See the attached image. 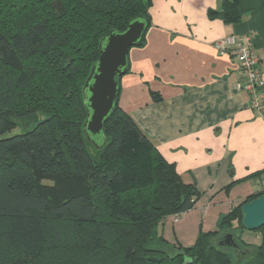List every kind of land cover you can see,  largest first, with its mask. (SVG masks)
Segmentation results:
<instances>
[{"label": "trees", "instance_id": "16d2710c", "mask_svg": "<svg viewBox=\"0 0 264 264\" xmlns=\"http://www.w3.org/2000/svg\"><path fill=\"white\" fill-rule=\"evenodd\" d=\"M239 3L224 0L227 23L240 21ZM150 5L0 0V264H264V227L253 246L241 226L242 205L264 192L194 245L170 243L158 228L194 209L195 183L183 181L119 97L101 148L87 139L84 86L100 42L137 18L149 29ZM225 233L240 252L219 245Z\"/></svg>", "mask_w": 264, "mask_h": 264}, {"label": "crops", "instance_id": "0c3cea01", "mask_svg": "<svg viewBox=\"0 0 264 264\" xmlns=\"http://www.w3.org/2000/svg\"><path fill=\"white\" fill-rule=\"evenodd\" d=\"M239 1L240 21L229 24L224 0H151L145 43L130 50L120 79V108L201 193L194 209L158 228L185 247L264 192V114L234 89L237 60L215 48L231 35L253 36L264 79V0Z\"/></svg>", "mask_w": 264, "mask_h": 264}, {"label": "water", "instance_id": "95a60500", "mask_svg": "<svg viewBox=\"0 0 264 264\" xmlns=\"http://www.w3.org/2000/svg\"><path fill=\"white\" fill-rule=\"evenodd\" d=\"M147 30L148 21L137 18L129 22L124 32L111 31L100 42L99 59L84 86L88 114L84 132L97 149L101 148L100 142L105 141L104 125L117 105L120 79L129 68L130 50L142 42ZM241 226L248 232L264 227V193L242 205ZM235 237L232 233H225L221 245L238 249ZM183 264H191V260L186 259Z\"/></svg>", "mask_w": 264, "mask_h": 264}, {"label": "built area", "instance_id": "2783aa9c", "mask_svg": "<svg viewBox=\"0 0 264 264\" xmlns=\"http://www.w3.org/2000/svg\"><path fill=\"white\" fill-rule=\"evenodd\" d=\"M215 48L220 55L232 56L237 60L241 79L234 89L251 95V107L264 114V79L261 59L254 50V38L251 35H231L217 42ZM175 222L179 215L173 216Z\"/></svg>", "mask_w": 264, "mask_h": 264}, {"label": "rangeland", "instance_id": "374dc122", "mask_svg": "<svg viewBox=\"0 0 264 264\" xmlns=\"http://www.w3.org/2000/svg\"><path fill=\"white\" fill-rule=\"evenodd\" d=\"M23 130L19 127L12 134L22 133ZM225 197V196H224ZM159 231V230H158ZM234 234H237L236 232ZM243 239L250 245L256 246L260 244L261 234L259 232H248L244 233ZM187 245L189 242H185ZM246 253V251L244 252ZM242 258H246L245 254H242Z\"/></svg>", "mask_w": 264, "mask_h": 264}, {"label": "flooded vegetation", "instance_id": "af4514ba", "mask_svg": "<svg viewBox=\"0 0 264 264\" xmlns=\"http://www.w3.org/2000/svg\"><path fill=\"white\" fill-rule=\"evenodd\" d=\"M223 238H224V235L222 236V238H220L219 240H218V243L220 244V246L221 247H223L222 245H221V242L223 241ZM235 241H236V244L238 245V247H239V244H238V241H237V237H235ZM224 249H234V248H226V247H223ZM235 251H237V252H240V247L238 248V249H234ZM243 253V252H242Z\"/></svg>", "mask_w": 264, "mask_h": 264}]
</instances>
